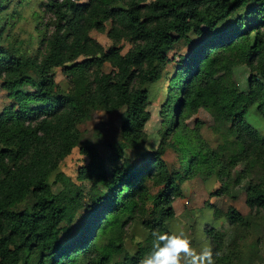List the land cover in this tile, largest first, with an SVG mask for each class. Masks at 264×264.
Segmentation results:
<instances>
[{
	"label": "trees",
	"instance_id": "1",
	"mask_svg": "<svg viewBox=\"0 0 264 264\" xmlns=\"http://www.w3.org/2000/svg\"><path fill=\"white\" fill-rule=\"evenodd\" d=\"M28 8L38 18L25 38ZM180 42L186 53L170 59ZM171 62L148 149L150 86ZM240 68L264 118V0H0V264H138L153 230L171 232L173 202L196 175L232 198L240 176L248 207H226L227 229L206 228L215 264H264V136L219 87ZM97 112L117 118L92 142L80 126ZM198 112L207 119L190 126ZM75 147L88 157L79 184L60 169ZM135 226L145 236L131 253Z\"/></svg>",
	"mask_w": 264,
	"mask_h": 264
},
{
	"label": "rangeland",
	"instance_id": "2",
	"mask_svg": "<svg viewBox=\"0 0 264 264\" xmlns=\"http://www.w3.org/2000/svg\"><path fill=\"white\" fill-rule=\"evenodd\" d=\"M26 19L21 22V26L24 32H21V36L27 38L28 34H35V23L38 18V13L34 8L26 9L24 13ZM91 35L97 39L100 43L107 46L110 41L105 34L92 30ZM127 47V46H126ZM187 51V46L180 42L174 49L169 53L170 59L177 60L178 54H184ZM175 63L171 62L162 72L161 79L155 84L150 86L152 95L154 99L150 104L151 110V121L147 125V132L150 136V140L147 143L148 149H153L155 143V128L157 124L155 123L157 118L158 105L163 101L166 94V87L169 83V77L173 73ZM236 76V80L222 78L219 80V87L224 92V98L227 105L237 106V108H248L246 113L247 122L252 124L258 129L261 135L264 136V118L256 112L254 103L248 107L249 99L244 93L245 90V71L244 68H240ZM247 74V73H246ZM56 82L61 87V89L69 90L71 88L68 78L61 72L60 68L56 70ZM85 82L80 79L77 84L74 85L72 90H74L75 97L79 92L84 89ZM226 93V94H225ZM152 96V97H153ZM234 100L237 101V105L234 104ZM7 102L5 91H0V107ZM200 118L203 120L207 119V115L202 112H198L190 118V126L194 118ZM117 115L106 114L103 112H97L94 114L92 119L83 123L80 128L85 138L90 139L92 142H96L98 133L103 134V137H99L102 141L106 137V125H113L116 122ZM106 124V125H105ZM114 126V125H113ZM208 128H203V132H208ZM100 134V136H101ZM165 158L167 161L173 163L177 162L178 154L174 152L171 148L165 151ZM88 163V157L81 154L79 148L75 147L72 149L71 153L61 162L60 169L71 178V180L76 183L79 182L77 178V170L80 166ZM237 166L235 170H239ZM237 175V174H236ZM240 178V176H238ZM237 178V179H238ZM232 181L230 183L231 187H234V193L237 195L236 198H232L226 194L216 195L214 192L220 190L223 184L214 175H196L193 178L186 179L182 183L183 197L176 198L173 202L175 209V215L167 221L168 229L173 231H184L188 234L193 247L199 249L203 245H211L210 239L206 235V228L214 227L216 229L223 230L227 229L228 225L226 219L228 215L226 214L228 206H234L241 213L248 212V207L244 203V193L241 188V183H236ZM207 202L212 203L213 206H208ZM130 237L126 239L127 249L132 253L137 248V243L144 239L145 232L140 226H135L129 230ZM264 243V237L261 239ZM153 239L145 241L142 243V247L145 249V255L151 251ZM252 242V241H251ZM248 245L250 243L248 242ZM245 262V261H243ZM243 264V263H242Z\"/></svg>",
	"mask_w": 264,
	"mask_h": 264
},
{
	"label": "clouds",
	"instance_id": "3",
	"mask_svg": "<svg viewBox=\"0 0 264 264\" xmlns=\"http://www.w3.org/2000/svg\"><path fill=\"white\" fill-rule=\"evenodd\" d=\"M151 251L138 264H215L211 245L193 247L184 231L160 232L153 230Z\"/></svg>",
	"mask_w": 264,
	"mask_h": 264
}]
</instances>
